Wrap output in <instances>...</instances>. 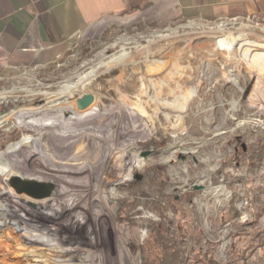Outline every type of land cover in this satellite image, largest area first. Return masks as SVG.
Wrapping results in <instances>:
<instances>
[{"label": "rangeland", "instance_id": "obj_1", "mask_svg": "<svg viewBox=\"0 0 264 264\" xmlns=\"http://www.w3.org/2000/svg\"><path fill=\"white\" fill-rule=\"evenodd\" d=\"M261 26L148 11L69 41L44 63L0 64V264H131L132 255L138 264H264ZM92 70L84 86L79 77ZM85 93L92 100L78 109ZM71 153L76 177L39 160ZM13 167L51 184L47 195L19 192ZM104 188L129 245L81 231L98 253L66 250L58 235L78 230L70 195L97 206L101 222ZM63 208L66 229L51 222Z\"/></svg>", "mask_w": 264, "mask_h": 264}, {"label": "crops", "instance_id": "obj_2", "mask_svg": "<svg viewBox=\"0 0 264 264\" xmlns=\"http://www.w3.org/2000/svg\"><path fill=\"white\" fill-rule=\"evenodd\" d=\"M148 11L250 18L264 31V0H0V64L44 63L65 43Z\"/></svg>", "mask_w": 264, "mask_h": 264}, {"label": "bare ground", "instance_id": "obj_3", "mask_svg": "<svg viewBox=\"0 0 264 264\" xmlns=\"http://www.w3.org/2000/svg\"><path fill=\"white\" fill-rule=\"evenodd\" d=\"M115 62H117V61H115ZM94 73H96V72H94ZM92 74H93V70L88 74V76L79 77L80 78L79 82L81 84H84V86L87 85L88 81H89L88 79L90 78V76ZM71 88H73V87H71ZM65 92H66L65 90L58 91L59 94H63ZM62 126H66V125H62ZM77 134H82V133L78 132ZM78 143H76V142H75V144L71 143V146L74 147L75 150H78L79 153L81 151H83V149L87 153L88 152H96V148L93 145L88 144L87 142L85 144H78ZM22 153H24V152H22ZM27 153L29 155L30 151L28 150ZM25 155L26 154L24 153L22 155L17 154L14 156L16 161L21 166L23 165V157ZM39 160L44 165V167H47V169H49V171H52L51 167H54L56 169L55 172H57V173H59L60 170L62 172L63 168L58 170L60 167H64V168L71 170L72 172H70L69 174H71L70 176H72V177H74V176L76 177L78 175V171L80 170L79 164H81V162L79 161V158L74 153H71L70 155L69 154H67V155L58 154V155H52V156L47 155V158L41 154ZM84 167H85V165H84ZM13 168L11 169L12 171H10V172L11 173L13 172L15 177L16 176L20 177L21 173L19 174V172L16 171L15 167H13ZM109 188L111 189L112 187L110 186ZM100 191L102 193V195H100V196H102V199H104V200H101V206H102L101 211H102V213H104V217H103V220H101V222H99L100 219H97V221H96V219L94 218L95 212L97 210V206H95V208L92 207L90 205V203H87L85 200H83V198H82L83 196H81V194L75 193L72 196L70 195V203H68V206H70L69 210H72V213H74V215L77 217V224L78 225H75V226L78 228V230H75L74 232L69 234L68 238L65 237V235H62V233L60 235H58V237L60 239L62 238L64 240H66V244H68V243L71 244L70 247H68L66 250L74 252V253H80L79 250H83V251L87 250V251L92 252L94 255H96L98 253L97 251L99 249L97 247V243L95 242L94 244L93 243L87 244V243L83 242V237H82V235H80L81 231H88L89 232L88 234H90L95 239H96V236H99V231H102V232H104V235H106V236L109 235L108 237L115 236L117 244H120L119 247H122L123 249H125L126 246L129 245V242H127L122 237L121 228L119 227V225H116L115 219H114L112 213L110 212V210L107 206V202H106L105 196H104L105 193L107 192L106 188L100 189ZM17 207L21 208V205L19 204V206H17ZM64 211L66 212V209L63 208V211H61L62 216L59 217L56 221L51 220V222L54 223V226H59V227H61V229H63V228L66 229V226H67L66 225L67 218H66V216H63ZM38 227H40V229H43L42 224H38ZM67 230H69V228ZM106 240L107 239H105L104 242ZM106 243L109 246H111L112 242L108 240V241H106ZM103 253L104 252H102V254ZM82 254H84V253L82 252ZM134 257L135 256L132 255V257L130 259L131 264H138V262L136 261V259ZM90 261L95 262V264H110V262L112 260L107 259V258L106 259L103 258L102 260H99V258H93Z\"/></svg>", "mask_w": 264, "mask_h": 264}, {"label": "water", "instance_id": "obj_4", "mask_svg": "<svg viewBox=\"0 0 264 264\" xmlns=\"http://www.w3.org/2000/svg\"><path fill=\"white\" fill-rule=\"evenodd\" d=\"M92 100V96L89 93L82 94L76 99V106L78 109L84 108L90 101ZM12 185L19 191L28 193L31 196L40 198L47 195L49 189H51V184L48 183H39L34 181H27L20 179L18 177H14ZM33 187H38L40 189V193H35L33 191Z\"/></svg>", "mask_w": 264, "mask_h": 264}]
</instances>
